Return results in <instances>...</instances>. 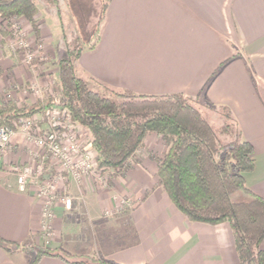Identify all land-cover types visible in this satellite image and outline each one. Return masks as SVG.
<instances>
[{"label": "crops", "instance_id": "crops-1", "mask_svg": "<svg viewBox=\"0 0 264 264\" xmlns=\"http://www.w3.org/2000/svg\"><path fill=\"white\" fill-rule=\"evenodd\" d=\"M24 23L31 39L32 28ZM97 30L93 46L80 51L81 77L120 93L195 96L204 90L207 105L202 106L218 114L227 107L252 144L254 165L244 180L264 199V0H106ZM39 37L45 51L49 43ZM49 56L45 63L31 64L30 73L21 56L0 44V101L5 91L17 102L38 99L44 106L34 114L40 129L47 126L46 109L57 107L60 97L49 98L44 87L57 80V58L53 52ZM15 81L21 88L38 84L40 94L12 90ZM80 132L87 142V131ZM165 149L157 133H147L131 165L108 185L92 176L75 182L63 175L56 183L52 235L45 246L72 256L47 254L35 264H87L82 257L94 254L119 264H239L228 222L189 220L156 184L150 155ZM34 151L20 129L0 150V237L12 242L9 251L0 245V264H28L34 251L26 246L40 244L42 199L30 189L19 191L8 170L11 163L31 162ZM121 196L130 204L117 212ZM66 197L69 209L63 205Z\"/></svg>", "mask_w": 264, "mask_h": 264}, {"label": "trees", "instance_id": "trees-1", "mask_svg": "<svg viewBox=\"0 0 264 264\" xmlns=\"http://www.w3.org/2000/svg\"><path fill=\"white\" fill-rule=\"evenodd\" d=\"M105 6L106 0H101L98 21ZM38 15L34 0H0L1 36L9 34L2 27L9 26L14 18L26 19L38 36ZM97 27L98 22L94 38L88 39L87 47L96 42ZM81 49L78 47L73 55L77 56ZM54 64L60 92L58 106L73 123L87 131L99 168L108 169L113 175L124 173L143 146L147 133H157L166 149L161 154L150 155L156 165V184L189 220L211 224L228 222L239 264H264L261 247L264 199L252 192L244 180V173L254 165L253 146L243 138L227 107L219 110L230 120L224 122L222 128L226 134H232L231 139L224 141L200 110L199 106L207 105L202 100L204 90L195 96L145 95L120 93L104 87L111 93L107 95L77 75L68 56L58 58ZM43 109L44 106L36 102L8 100L0 104V126L14 128L18 118ZM0 245L9 251L12 242L0 237ZM47 254L65 260L72 256L66 250L56 253L43 246L32 254L28 264H35ZM101 264L119 263L106 260Z\"/></svg>", "mask_w": 264, "mask_h": 264}, {"label": "rangeland", "instance_id": "rangeland-1", "mask_svg": "<svg viewBox=\"0 0 264 264\" xmlns=\"http://www.w3.org/2000/svg\"><path fill=\"white\" fill-rule=\"evenodd\" d=\"M34 2L38 6L40 13V18L38 17L39 18L38 21L42 25L41 28H39V34L42 35L44 37V40L49 43L46 50L44 51V46L41 44V39L39 35L35 36L32 29L30 31L31 39L27 37V33L23 29L24 19H19L16 22L14 21V23H16L18 26V30H20L19 34L17 33L18 36L15 35L11 26L3 25L2 28H4L9 34L5 36H1V40H0L1 47L5 48V50L11 53L18 54L19 56H21L22 63L25 66V69L28 70L30 73H33L32 70L33 67L31 66V64H35L36 62L37 64L45 63V61L47 60L46 57L47 56L48 58L50 57L49 56L50 52H53L54 57H56L57 59L63 56H68L73 64L75 72L77 73V75L81 77V74H79V70L77 69L78 57L80 56L81 53L79 52L77 56H74L73 52L77 50L78 47L80 49L81 48L83 49L86 46L88 39L92 40V38H94L93 33L96 24L98 22L101 0L100 2L99 0H97L95 3L93 2V0H81V3H79L80 5H76L75 3H73L72 0H34ZM68 3L70 5V8L68 6ZM14 28L15 27H13V29ZM19 36L24 39V42L26 44L24 47L14 43V41L18 39ZM10 43H14L13 47L9 45ZM28 55H31L32 57L28 59ZM36 67L37 65L34 66V68ZM53 71L54 73L57 72V66L53 68ZM88 82L90 83L92 88L98 90L99 92L107 95H111V93L108 90H106L105 88H101V86H99L95 82L91 80ZM11 85H12L11 87L12 90H16L20 92L22 91V94L24 93L25 90H27L28 92L29 91L32 92L33 94H35V96L40 94L39 91L40 86H38V84L33 82H31V84L25 85L27 89L26 87L21 88V86H19V83L16 81L13 82ZM44 87H46L47 89L45 88V90L49 92L48 93L50 95L49 98L52 96H56V93L60 94V92L58 91L57 80L56 83L54 82L48 85H44ZM6 93L7 92L5 91V95L2 97L0 104L4 102L6 103L8 100H12V97H9V99H7ZM35 102L39 103V100L37 99ZM59 102H60V97L57 99L55 103H57L58 105ZM49 104L51 105L52 103L50 102ZM199 107L204 117L208 121H210L214 129L218 132V134L221 135L220 139L224 141L231 139L232 134L231 133L229 135L226 134L222 128L224 122L226 121L230 122V120L223 114L215 113L211 110L205 109L203 106H199ZM34 114L28 117H21V118H33L35 117ZM21 118H18L15 121L16 123H14L15 124L14 128H12L13 131L19 129ZM45 120H46V115H45ZM36 124L37 121L35 120V125ZM81 129L82 131L85 130L80 125L74 124L72 132L74 133V136L76 137V140L80 144V146L82 148H87V150H89L93 155V151L88 142V135H86V140H87L86 142L84 138L85 136L81 137L82 135H80ZM95 169L96 171H99L103 177L98 178L95 175H92V177L98 179V181L99 179H102L101 181L103 184L105 182V184L108 185L111 178L115 176L111 174L108 169L99 168L97 163ZM119 198H120L119 199L120 207L117 212L121 211V209H123L126 205L130 204L127 197L121 196ZM109 214L110 211L107 213V216ZM40 236L41 239L39 245L29 244L28 246H26L27 248L32 249L34 253L37 251L38 247L45 246V244H47V241H49L50 239V237L48 239L43 237L41 232H40ZM30 257L32 258L33 255L31 254ZM82 258L85 259V262L87 264H101L102 262L105 261L98 254L85 255V257Z\"/></svg>", "mask_w": 264, "mask_h": 264}, {"label": "built area", "instance_id": "built-area-1", "mask_svg": "<svg viewBox=\"0 0 264 264\" xmlns=\"http://www.w3.org/2000/svg\"><path fill=\"white\" fill-rule=\"evenodd\" d=\"M19 19H12L9 25L16 36L20 30L14 21ZM14 43L22 47L26 45L20 36ZM14 43L9 45L13 47ZM31 57L28 55V59ZM45 115L47 127L44 129L35 125V117L20 119V132L35 145L33 160L26 164L11 163L8 170L15 175L19 191L25 192L30 189L42 199L39 229L42 236L48 239L52 233L53 203L57 199L56 183L63 175L70 176L75 182L92 175L98 178L103 176L95 169L97 163L95 156L77 142L72 132L75 123L69 115L60 110L58 106L48 107ZM13 133L11 127L0 126V150L8 147ZM101 180L99 179V183L105 185V182L103 184ZM63 205L69 209L71 207L70 198H63Z\"/></svg>", "mask_w": 264, "mask_h": 264}]
</instances>
